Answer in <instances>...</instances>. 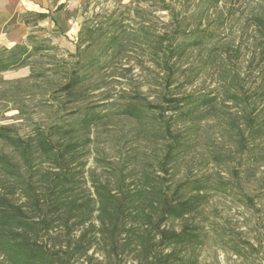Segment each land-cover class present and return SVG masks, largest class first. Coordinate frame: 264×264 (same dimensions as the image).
<instances>
[{
	"label": "trees",
	"instance_id": "obj_1",
	"mask_svg": "<svg viewBox=\"0 0 264 264\" xmlns=\"http://www.w3.org/2000/svg\"><path fill=\"white\" fill-rule=\"evenodd\" d=\"M184 1L195 4L193 23L163 0L160 9L170 13L173 28L164 33H154L147 21L133 32L117 19L100 22L99 29L83 25L77 53L70 55L76 61L66 64L61 82L60 67L50 70L57 80L53 94L76 105L75 117L37 125L26 135L0 127V264H199L212 233L224 240L220 231L206 228L205 210L214 196L233 191L232 185L212 177L178 179V172L209 122L224 127L237 148L253 153L264 143V71L252 93L219 73L228 85L222 94L164 97L167 107L133 99L121 115L136 122L142 141L162 142V154L152 164L131 157L120 164L99 159L106 170L101 175L88 168L94 130L107 115L85 103L100 90L94 78L122 63L130 47L142 46L143 57L169 87L180 77L194 76L186 62L195 51L203 55L201 71L223 58L217 40L224 25L211 27L210 19L230 0ZM254 23L264 62V15H256ZM28 38L31 43L35 36ZM30 43L0 50V75L30 67L42 51L52 50ZM226 103L241 114L223 112ZM166 112H171L168 119ZM211 157L214 164H228L223 151ZM233 243L231 252L246 258L245 244Z\"/></svg>",
	"mask_w": 264,
	"mask_h": 264
},
{
	"label": "rangeland",
	"instance_id": "obj_2",
	"mask_svg": "<svg viewBox=\"0 0 264 264\" xmlns=\"http://www.w3.org/2000/svg\"><path fill=\"white\" fill-rule=\"evenodd\" d=\"M18 1L0 0V14L6 10L13 12ZM165 2L176 13L186 12L188 23H193V2ZM65 3L66 8L60 13H51V20L46 22L28 12L24 5L21 7L25 9L24 13L0 27V50L11 49L12 42L29 44L28 37L33 35L35 39L30 44L52 47V50L42 51L33 58L30 67L0 75V127H11L26 135L37 125L47 126L75 117L72 109L76 105L66 104L59 95L53 94L52 88L57 80L50 70L60 67L61 82L66 64L76 61L70 55L77 53L83 25L99 29L102 27L100 22L117 19L125 21L129 26L125 29L130 32L136 31L143 21H147L154 33L173 29L172 16L160 9L163 0H65ZM260 14L264 15L261 0H230L210 19L211 27L224 25L217 40L223 47L220 63L201 71L203 55L195 51L186 62L195 71L194 76L180 77L170 87L155 75L154 68L143 57L142 46L130 47L122 63L95 77L93 85L100 90L85 104L105 113L107 119L104 125L94 130L88 168L101 175L106 170L104 164L98 162L99 159L120 164L131 157L140 163L152 164L162 154V142L142 141L136 122L121 115L122 107L133 99L140 98L143 103L154 107H167L163 103L164 97L174 98L201 91L222 94L228 85L219 73L227 75V79L236 80L245 94L252 93L264 71L261 42L254 23L255 16ZM92 19L93 22L85 24ZM42 72L47 77L37 78V73ZM190 79L192 85H188ZM106 97L112 98L104 100ZM58 98L60 100L56 101ZM222 110L234 116L241 114V109L231 103L222 105ZM153 112L162 118L158 110ZM170 113L166 112L163 118L171 117ZM226 131L213 122L206 124L199 142L183 156L178 172V179L212 177L233 187L229 193L214 196L205 210L208 218L206 228L210 231L215 228L225 237L220 240L214 233L211 234L207 246L200 250L199 264H264V143L260 141L259 148L252 153L249 149L237 148ZM213 151H223L228 164H214L211 160ZM178 225L175 224L176 227ZM233 241L245 244L249 251L246 258L240 259L231 252ZM249 245L254 247L255 252Z\"/></svg>",
	"mask_w": 264,
	"mask_h": 264
},
{
	"label": "crops",
	"instance_id": "obj_3",
	"mask_svg": "<svg viewBox=\"0 0 264 264\" xmlns=\"http://www.w3.org/2000/svg\"><path fill=\"white\" fill-rule=\"evenodd\" d=\"M70 3H72V1ZM24 5L26 6V10L33 15H44V17L40 19L43 22H46L48 19L51 20V13L55 11L60 13V11L67 6L65 0H19L13 12L6 10L0 14V27H4L11 22L15 16L24 13L25 9H21ZM11 45L15 46L16 42H12Z\"/></svg>",
	"mask_w": 264,
	"mask_h": 264
}]
</instances>
